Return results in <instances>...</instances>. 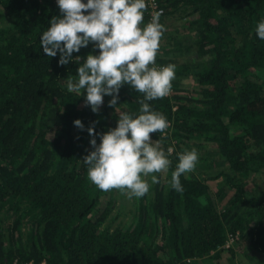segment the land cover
Listing matches in <instances>:
<instances>
[{
	"label": "trees",
	"instance_id": "1",
	"mask_svg": "<svg viewBox=\"0 0 264 264\" xmlns=\"http://www.w3.org/2000/svg\"><path fill=\"white\" fill-rule=\"evenodd\" d=\"M159 1L165 19L176 16L185 29L164 19L155 66L175 64L176 76L169 95L149 102L171 122L150 136L174 149L173 163L142 176L150 191L133 197L125 222L117 221L124 195L100 190L82 162L92 150L87 128L95 122L99 144V133L117 125L112 97L94 113L86 90L67 91L68 78L78 79L76 61L60 65L59 52L44 53L40 37L62 15L57 0H0V264H223L225 250L235 254L242 240L264 256V189H246L264 168V40L255 31L264 0ZM149 21L147 11L141 27ZM90 52L91 42L72 56L83 63ZM189 76L196 93H184ZM140 99L125 84L118 107L138 115ZM192 148L198 163L178 193L169 184L176 153ZM219 177L214 191L208 180ZM237 230L240 239L223 247Z\"/></svg>",
	"mask_w": 264,
	"mask_h": 264
},
{
	"label": "clouds",
	"instance_id": "2",
	"mask_svg": "<svg viewBox=\"0 0 264 264\" xmlns=\"http://www.w3.org/2000/svg\"><path fill=\"white\" fill-rule=\"evenodd\" d=\"M60 16H53L50 27L43 31L40 44L47 57L59 52L60 65L75 60L79 65L75 81L68 78V92L78 96L86 90L85 105L98 113L104 95L118 114L115 128L99 133L97 144L95 122L87 131L92 150L82 162L87 166L88 179L104 192L118 189L128 199H139L150 191L151 185L142 178L153 173L166 172L172 166L174 149L163 147L160 140H153L151 133L164 134L170 127L165 115L153 109L150 101L169 95L176 76V65L155 66L157 51L165 26L160 23L163 9L153 10L151 19L143 27L144 14L148 11L145 0H57ZM264 40V18L255 28ZM93 44L81 63L73 57L82 47ZM152 65V67H150ZM125 84L142 94L138 115L121 111L118 107L119 91ZM74 125L83 130L80 119ZM178 163L171 173L169 184L178 193L184 191L181 176L195 170L199 154L195 148L176 153ZM157 175H151V184H158Z\"/></svg>",
	"mask_w": 264,
	"mask_h": 264
},
{
	"label": "rangeland",
	"instance_id": "3",
	"mask_svg": "<svg viewBox=\"0 0 264 264\" xmlns=\"http://www.w3.org/2000/svg\"><path fill=\"white\" fill-rule=\"evenodd\" d=\"M167 22L169 24H174L176 30L180 31L181 33L185 32L184 27L181 25L182 20L176 16L171 17V21L168 19ZM174 29V28H173ZM183 58V57H182ZM183 83L187 85L186 90L184 93H196L195 88L197 87V83L195 81V78L192 76L184 77ZM165 173V172H164ZM221 177L219 178H212L208 180V183L212 187V189L215 191L217 189V186L219 184ZM246 189L248 193H256L261 192L264 189V168L260 172H257L251 176V178L246 182ZM232 193L230 191L229 195ZM121 209L123 211L122 215L117 219L123 220L127 222L130 218L129 212L132 207V199H128L126 195L124 197L120 198ZM226 200V199H225ZM224 200V201H225ZM224 204V203H222ZM223 206V205H221ZM12 218H8L7 223L11 221ZM236 250V253L233 254L230 252L229 249L225 250L224 255V262L223 264H264V256L258 255L254 250L248 249V245L243 240L238 242L236 246L234 247ZM248 249V250H247ZM199 264H215L213 260H209L208 258H201L199 259Z\"/></svg>",
	"mask_w": 264,
	"mask_h": 264
},
{
	"label": "built area",
	"instance_id": "4",
	"mask_svg": "<svg viewBox=\"0 0 264 264\" xmlns=\"http://www.w3.org/2000/svg\"><path fill=\"white\" fill-rule=\"evenodd\" d=\"M146 3L148 4V15H149V20L151 19V13L153 10H160L163 9V14L160 17V23L164 24V19H165V7L160 3L159 0H145ZM164 66V65H161ZM158 66V67H161ZM171 124V122H169ZM240 231H231L228 233V236L226 238V242L224 243L223 247L229 248L234 246L235 242L240 239ZM11 264H36L33 259L27 260L26 262H19L18 259H15ZM41 264H46L45 261H42Z\"/></svg>",
	"mask_w": 264,
	"mask_h": 264
},
{
	"label": "crops",
	"instance_id": "5",
	"mask_svg": "<svg viewBox=\"0 0 264 264\" xmlns=\"http://www.w3.org/2000/svg\"><path fill=\"white\" fill-rule=\"evenodd\" d=\"M172 17V16H171ZM171 17H166V19H165V26L166 27H169V28H171V29H173V28H175V26H174V24H169L168 22H167V20L169 19L170 21H171Z\"/></svg>",
	"mask_w": 264,
	"mask_h": 264
}]
</instances>
